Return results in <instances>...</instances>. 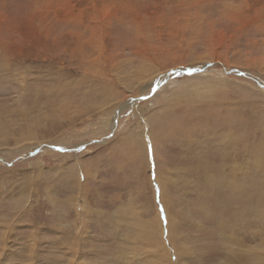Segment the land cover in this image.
I'll use <instances>...</instances> for the list:
<instances>
[{
	"label": "rangeland",
	"instance_id": "obj_1",
	"mask_svg": "<svg viewBox=\"0 0 264 264\" xmlns=\"http://www.w3.org/2000/svg\"><path fill=\"white\" fill-rule=\"evenodd\" d=\"M0 264H264V0H0Z\"/></svg>",
	"mask_w": 264,
	"mask_h": 264
},
{
	"label": "bare ground",
	"instance_id": "obj_2",
	"mask_svg": "<svg viewBox=\"0 0 264 264\" xmlns=\"http://www.w3.org/2000/svg\"><path fill=\"white\" fill-rule=\"evenodd\" d=\"M78 171H79V173H81L82 175L81 176H83V178H84V180H85V182H84V188L86 187V181L87 180H89V179H91L92 177H95L96 175H98V170H93V169H91L90 168V166H78ZM81 176H79V177H81ZM78 180H79V178H78ZM160 183H161V186H162V189H164V190H166L167 188H166V186H167V180H166V184L165 183H163V179L162 178H160ZM159 181H158V183H159ZM81 180H79V183H80V185H81ZM82 191H84V190H82ZM86 192V191H85ZM164 192V193H163ZM172 195V194H171ZM167 199V200H166ZM162 201H163V204H164V206H165V217L169 220V222L171 221V212L172 211H170V208H171V204H170V201H169V197H168V194L165 192V191H162ZM173 210V209H172ZM157 214V213H156ZM159 215V214H158ZM160 217L162 216V215H159ZM174 217H176V216H174ZM163 218V217H162ZM157 220V219H156ZM172 222V221H171ZM175 223V222H174ZM158 225V224H157ZM159 225H161V224H159ZM177 225V224H176ZM158 227H160V226H158ZM169 230V229H168ZM170 232H171V230H169ZM174 234V233H173ZM153 235V232H150L149 230H148V232H147V236H152ZM174 236V235H173ZM177 238V237H176ZM155 240V239H154ZM154 243V242H153ZM178 243V242H177ZM152 245V244H151ZM175 245V244H174ZM178 245V244H177ZM149 247V246H148ZM156 248V247H155ZM177 248V247H176ZM164 251H165V249H164V247L161 249V252L162 253H164ZM178 251V250H177ZM178 253V252H177Z\"/></svg>",
	"mask_w": 264,
	"mask_h": 264
},
{
	"label": "water",
	"instance_id": "obj_3",
	"mask_svg": "<svg viewBox=\"0 0 264 264\" xmlns=\"http://www.w3.org/2000/svg\"><path fill=\"white\" fill-rule=\"evenodd\" d=\"M203 67H199V68H196V69H177V70H174V71H171L167 74V77L169 78L172 74H175L176 72H187V74L189 75H194V74H199V73H202L203 72Z\"/></svg>",
	"mask_w": 264,
	"mask_h": 264
}]
</instances>
